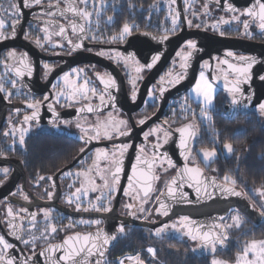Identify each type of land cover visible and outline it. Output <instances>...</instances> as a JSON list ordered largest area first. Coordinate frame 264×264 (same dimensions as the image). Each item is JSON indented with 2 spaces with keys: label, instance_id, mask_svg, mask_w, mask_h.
I'll return each mask as SVG.
<instances>
[{
  "label": "flooded vegetation",
  "instance_id": "af4514ba",
  "mask_svg": "<svg viewBox=\"0 0 264 264\" xmlns=\"http://www.w3.org/2000/svg\"><path fill=\"white\" fill-rule=\"evenodd\" d=\"M12 3L10 0V4ZM57 3H59V8L55 7ZM69 4L89 12L88 21L85 22L81 17L66 11ZM190 4L191 7L186 5L184 0H175V3H171V0H151L149 5L141 8L140 6L133 7L131 0H88L87 6L81 3V0H42L40 5L25 7L24 1H22L18 8L21 15L16 17L19 22L14 37L10 36L12 28L7 23L11 17L0 15L6 21L4 32L9 36L7 39L0 40V82L6 89V91L0 92V235H4L5 239L14 245V248L20 246L27 255L32 257L44 246L60 243L68 236H73L76 233L85 234L106 225L110 226V224H114L115 239L127 231L143 229L154 237L171 236L189 244L196 246L199 244V232L194 233L197 235V239L193 240L190 235L186 234L187 229L180 216L154 229L131 223L132 220L155 223L164 217L155 211L158 207L155 196L160 194V190H165V182L169 181L176 171L175 164L167 172L157 169V174L160 176V179L154 184L157 191L143 205L147 209L146 211H137V208L141 206L140 200L124 194V189L129 188L128 177L132 174L131 168L136 162V156L143 157L145 155V153L139 152V149L144 147L146 156L151 158L154 153L159 155L158 151L167 146V156L173 158L181 156L182 150L178 146L179 134L175 130L187 124L194 126L192 130L196 132V135L189 141V151L184 155L187 160L184 158L183 161L189 165L196 164L204 170L207 168L203 167L196 153L199 134L203 132L202 123L190 117L178 122L171 119L172 114L168 120H163L164 113H157L159 106L164 104V98L169 94V90L174 87L165 84L164 87L167 90L160 95L158 91L161 86L159 77L170 70L180 71V60L176 57V53L185 50L186 41L196 42V39H187L166 59L165 51L156 50L148 53L146 48L139 47V44L128 43L130 38L138 33L150 34L157 38L170 37L184 30L198 34L199 36H197L204 41L199 39L197 41L202 43L206 41L204 39L207 37L206 34H212L236 38L243 45L248 43V45L264 47V30L259 28L258 17L240 15L249 8L258 11V0H190ZM229 4L236 9L235 12L228 10L227 5ZM168 6L171 8L170 20L177 21L178 26L175 27V31H172L173 22L164 18ZM61 10H64V15L60 14ZM193 12H196L195 16H193ZM176 13L179 15H175ZM236 16H239V19L233 18ZM164 20H166V25H164ZM244 20L249 23L247 30L243 27ZM188 21H191V24ZM46 22L49 29L47 34L51 37L49 40L43 39L46 33L42 29L46 26ZM72 23L84 24L83 36L78 38L72 32ZM125 23L129 24L130 33L123 40H112L113 36L121 33ZM60 25L66 28L64 36L56 34L59 32ZM84 37L95 38L85 39ZM38 38L44 45L43 47L35 43ZM69 40L73 41L72 45L68 43ZM75 43H82L83 46L79 50H74ZM13 50L17 53V57L5 60L7 53ZM101 51H104V56L98 54ZM109 51H112L113 54L116 51L124 54L133 53L135 59L144 65L151 62L153 55H160L161 59L152 69L143 70L139 74L141 78L137 79L135 65L129 62V65L125 66L122 61L116 62L109 58ZM229 51L234 53L233 57L226 55ZM21 53L27 55L25 63L31 67L30 76L27 74V70H24L23 76L16 75L15 68L20 66L18 60ZM200 55H206V52L204 53L197 47L190 61ZM239 56L250 57V54L239 49H224L209 54V58L199 62L196 77L201 71L207 77L208 69L211 70L215 80L230 88L239 74L233 72L222 61L227 59L230 64L243 67V64L236 59ZM98 60L115 66L121 73L123 81L103 67L102 64L105 62L100 64L101 62ZM205 62L207 63L205 64ZM45 64L50 65L53 71L46 72ZM73 68L84 70L80 73L78 83H83L85 79H88L91 81L90 86L97 89L96 97L91 99V103L99 111L79 112L78 109L84 107L87 101L73 102L72 106L68 107L67 98L57 100L56 93L65 88L61 79L63 73L70 72ZM189 69L188 67L184 73L185 79ZM97 74L105 78L111 76L117 84L116 88L110 89L113 99L109 100L108 95L105 94L106 103L104 105L100 104L98 98L103 93V85ZM134 79L137 80L135 86L137 99L135 101L131 99L133 92L131 81ZM241 79L243 78L241 77ZM11 80L16 81L14 87L10 83ZM145 81H148L149 85L143 96L141 87ZM54 85L55 87H53ZM215 88L217 89L216 94L226 98L233 97L228 90L219 89L216 86ZM150 89H155L152 96L148 95ZM123 94L125 99H123ZM45 97L48 99L45 100ZM181 97L170 99L165 111L171 105L177 104L175 101ZM125 100L126 102H124ZM37 101L40 102L38 118L34 121L24 122V117L31 115L34 110L30 109L28 105ZM50 104L52 108H49ZM134 108L136 110L129 114L130 109ZM109 114H112L114 119L127 121V126L123 130L129 132V135L113 136L111 140L104 138L91 140L87 143L80 139L83 133L77 127V123L87 127L97 120L104 121ZM141 119H144L146 123L141 125L139 123ZM158 126L169 128L173 135L167 144H162L161 147L154 150L151 145L156 143V136H150L146 140L143 133ZM21 127L28 129L24 133L23 143L20 140ZM121 144H128L130 147L123 156V172L120 175L119 190L113 194L111 211L103 212L92 209L94 203L101 205L106 203V201H96L95 198L101 194L100 192H89L87 196L80 194L79 200L73 199L72 203H68V197L76 187H80L81 184H84L85 187L88 185L84 177L68 176L65 173L75 174L86 171L92 166L97 148L111 151ZM5 168L8 170L7 174L3 172ZM41 176L50 177V179L40 181L39 177ZM96 183L100 184L101 181L97 179ZM47 192L53 193L51 198L48 197ZM24 195L28 196L27 201L23 199ZM77 203L81 205L80 210L76 208ZM129 203L134 205L132 209L125 208V205ZM9 206L14 210V218L7 216ZM85 208L89 210L84 211ZM21 209H27V211L21 213ZM44 212L50 213L47 220L44 218ZM32 213L37 214L34 223L30 222ZM130 213H135V215ZM95 220H100L101 223L99 225L88 223ZM81 221L85 223H81ZM9 223L16 225V235L22 236L23 239L31 240L32 237H36L34 244H29L26 247L21 240L15 239L9 229ZM70 224L73 227H69ZM173 224L176 225V228L171 227ZM165 225H169V227L157 234L156 230L164 228ZM50 226H55L58 231L51 233ZM46 228L47 232L44 231ZM41 233L44 235L42 236ZM111 247L103 264L109 259ZM91 263H94V259L91 260Z\"/></svg>",
  "mask_w": 264,
  "mask_h": 264
},
{
  "label": "snow or ice",
  "instance_id": "6c2138e0",
  "mask_svg": "<svg viewBox=\"0 0 264 264\" xmlns=\"http://www.w3.org/2000/svg\"><path fill=\"white\" fill-rule=\"evenodd\" d=\"M42 0H24V6L30 7L33 5H40ZM81 3L85 4L87 6L88 0H81ZM171 3H175V0H171ZM184 3L191 7L190 0H184ZM49 7H52V5H49ZM55 7L59 8V3L55 5ZM19 8V2L17 0L16 3H12L9 5L10 11H8V16L11 17V19L7 22L8 25L12 28V32L10 33L11 37H14L16 35V26L18 24V20L16 17H19L21 13L18 11ZM205 8H207V5H205ZM227 8L229 11L235 12L236 9L232 7V5H227ZM187 10V9H186ZM66 11L73 13L75 16L81 17L85 22L88 21V18L90 16V13L81 10L76 6H72L69 4ZM61 15H64V10H61ZM193 16L196 15V12L192 13ZM175 15H179L176 13ZM241 16L246 15L249 17H258L260 23L259 28L264 30V0H258V11L254 10L252 8H249L245 10V12L240 14ZM234 19H239V16L233 17ZM111 19V18H109ZM189 24H191V21H188ZM225 23H227L225 21ZM173 29L172 31H175V27L177 25V21L173 20ZM6 27V21L3 18H0V40L9 38L8 35L5 34L4 29ZM134 27V26H133ZM199 27V25H197ZM215 27V25H213ZM243 27L245 30L249 28V23L247 20L243 21ZM71 30L74 34L77 35V37L83 36L85 32L84 24H71ZM46 35H44V40H49L51 37L48 35V27L47 22L46 26L42 29ZM66 33V28L63 25L59 26V32L56 33L58 36H64ZM130 33V26L129 24L125 23L122 27V31L119 35L113 36L112 40H123L124 37ZM223 35V33H221ZM27 38V34H26ZM85 39H94L95 37H84ZM163 39H167V37H163ZM35 43L43 47L44 45L41 43V40L38 38L35 40ZM68 43L70 45L73 44L72 40H69ZM82 43H75L74 50H79L82 47ZM197 49V44L193 40L186 41L185 44V50L178 51L176 53V57L179 58V72H176L174 70L168 71L165 75H161L159 77L160 87L158 89L159 94L162 95L167 89L164 87L165 84L175 86L176 84H179L182 80L185 79L184 73L187 71L189 67V62L193 56L194 51ZM101 56H104V51H101L98 53ZM109 58L114 59L116 62H123L125 66L129 65V62H131L133 65H135V72L138 74L137 79L141 78L139 74L142 73L145 69H152L154 65L161 59L160 55H153L151 57V62L147 63L146 65L140 64L138 60L135 59V56L133 53H120L118 51L113 52L109 51L108 53ZM228 57H233L234 53L229 51L226 54ZM17 57V53L13 51H9L5 57V60L8 59H15ZM19 60H18V67L15 68V72L17 76H23L24 70H27V74L31 75V67L29 64L25 63L27 59L26 53L19 54ZM241 64H243V67H237L234 64H230L227 59L222 61L223 64L228 65V67L235 73L239 74L238 78L232 82V87L228 89V91L233 96V103H238L235 99V97L242 95V89L240 88V84L247 80L250 77V70L252 66L256 63L255 58L253 57H246V56H239L236 58ZM207 62H205L206 64ZM175 64V62H174ZM44 68L46 72L50 73L53 71L52 67L48 64L44 65ZM23 69V70H22ZM83 69H71L70 72L63 73L62 81L65 85V88L58 91L56 93L57 100L60 98H67L69 103L67 104L68 107L72 106L73 102L79 103L81 100L87 101L84 107H81L78 109L79 112H87V113H93L99 111L98 108H94L91 99L96 97L97 89L94 86L91 85V81L88 79H85L83 83H78L80 73L83 72ZM98 79L100 83L103 85V93L99 95V101L101 105H104L106 103L105 101V94L108 95L109 100L113 99L111 97L110 89L116 88V80L112 78L111 76H108L105 78L104 76H101L97 74ZM75 77V79H73ZM241 77L243 79H241ZM260 79L264 80V76H261ZM225 80H227V77H225ZM10 83L15 86L16 81L11 80ZM132 87L133 92L131 95V99L135 101L137 99V93L135 91V86L137 83V80H132ZM227 86V85H226ZM55 87V85L53 86ZM6 91L4 84L0 82V92ZM155 89H150L148 95L152 96ZM197 97H202L203 103L205 105V108L207 105L211 104L213 102V93L215 91L214 84L211 83L208 78L205 76V73L203 71L199 74V79L196 81L195 87L192 90ZM48 97H45V100H47ZM40 102L37 101L36 103L29 104L28 107L30 109H34L31 112V115H27L24 117V122L34 121L38 118V109H39ZM183 110H189L187 104L181 105ZM49 108H52V105H49ZM205 108L201 109V115L204 114ZM259 110L264 113V103H261L259 105ZM19 111V110H17ZM141 125L145 124L146 121L144 119H141L139 121ZM167 123L166 121L164 122ZM127 126V121L123 119H114L112 114H109V116L104 120L100 121L97 120L93 124L85 127L84 125L77 123V127L80 128L83 135L80 137L81 140H84L86 143L91 140H100L102 138L111 140L113 136H126L129 135V132L123 130ZM193 125L187 124L185 126L177 128L175 131L179 134V148L181 151V156L184 157V153L189 151V141L195 137L196 132L193 131ZM28 131L27 128L21 127V143H23L24 139V133ZM7 135V133H5ZM173 132L163 126L153 127L149 131H146L143 133L144 138L147 140L150 136H156V143L152 144L151 147L155 150L162 146V144H167L169 139L172 137ZM130 146L128 144H121L119 146L114 147L113 150L109 151L102 148H97L95 150V155L93 158V163L90 168H88L86 171L83 172H77L75 174L73 173H65V175L71 176L75 175L77 177H84L87 181V187H85L84 184H81L80 187H76L75 191L70 193L68 197V203H72L73 199L79 200L80 194H83L87 196L89 192H100L101 194L96 196V201H106L103 205L100 203H94L92 204V209L95 211H103V212H109L111 211V205L113 203V194L118 192L119 190V182H120V175L123 172V156L124 153L128 150ZM225 148L231 152L232 148L231 145H225ZM83 151V149H81ZM139 152L145 153V155L142 157L141 155L136 156V162L132 165L131 168V175L128 177V183L129 188L124 189V194L126 196H131L133 199H139L141 202V206L137 208V211L144 212L147 209L143 207L145 203L148 202L150 196L157 191V189L154 187V184L156 181L160 179V176L157 174V169H161L163 172H167L169 168H173L174 164L172 161L167 157L166 153H162L160 155H156L155 153L151 156V158H148L146 156V149L144 147H141L139 149ZM203 158L205 161H207L209 158L214 157L216 155L215 151H204L202 153ZM185 160H187V157H184ZM103 162V164H102ZM7 169H3V172L7 174ZM202 170L198 167H189L187 163L184 164L183 168L177 171V174L173 176L170 181L165 182L166 186V193L163 190H160V194L155 196L156 202L159 205L155 211L163 216L169 215V211L167 208V205L161 200L162 196H168L173 199H176L178 196H180L183 199H187L188 193L183 192V188L185 186L190 188H195L196 192L199 194L201 191V186L206 185L207 181L205 178H202ZM50 179V177H39L40 181ZM99 179L101 181L100 184L96 183V180ZM225 184L219 185L218 187L225 195H235L240 196L242 195L241 192H238L235 190L234 187H228L227 184H235L234 180H230L229 177H224ZM213 185H215V180H212ZM71 187V186H69ZM131 189V191H130ZM106 190V191H105ZM47 195L49 198L52 197V192H47ZM259 195L264 198V191H261ZM24 200H28V196H23ZM264 206V205H262ZM134 207L133 204L129 203L125 205L126 209H132ZM77 210L81 209V205L79 203L76 204ZM84 211H88L89 209L85 208ZM13 209L11 206L7 208V216L13 217ZM27 209H21L20 212H26ZM131 215H135V213H130ZM50 216V213L44 212V218L45 220L48 219ZM37 217L36 213L31 214V221L32 223L35 222ZM14 218V217H13ZM234 224L239 227L241 223V217L239 214L234 215L231 217ZM181 221L184 222V227L187 229L188 235L191 236L193 240L197 239V235L193 234V228L195 227V222L190 221L188 217H181ZM81 223H85L84 221H81ZM88 223H94L96 225H99L101 223L100 220L90 221ZM69 227H73V225H69ZM169 225H165L164 228L157 229L156 232L159 234L160 232L165 231ZM172 228H176V225H171ZM228 227H232V225H229ZM9 229L11 230V234L14 236L15 239L21 240L22 243L27 247L29 244H34L36 237H32L31 240H25L22 236L16 235L17 227L16 225L9 223ZM45 232L48 231L46 228L44 230ZM51 233H56L58 229L55 226H50ZM43 236L44 233H41ZM202 238L205 243L213 244L217 237H213L210 233L204 232L202 233ZM109 235L104 234L103 236L99 231H97L95 234L89 232L86 234H80L76 233L73 236H68L60 245H48V247L44 250H42L40 253L36 255L45 256L47 259H51L50 253H54L55 251L66 249L64 252V255L60 256L56 261H54V264H61V262H65V264H82L81 260H77V257H80L81 254H83V260L87 261L88 257H91L93 255H100L103 256L104 252L101 250L103 246L107 245L109 243ZM14 245L9 243L4 235H0V264H36L35 256L32 258H29L25 256L23 261H20L17 257H12L9 255L8 250L13 249ZM149 252H152L153 249H148ZM249 251H253L256 253L258 251V259L256 260H248L245 262V264H264V240L256 241L253 240L250 242V244H247L243 249V256H247ZM34 252V248H33ZM122 264V262H121ZM137 264H144L142 260L137 258ZM212 264H223V262L218 260H213ZM237 264H239V260L237 261Z\"/></svg>",
  "mask_w": 264,
  "mask_h": 264
},
{
  "label": "water",
  "instance_id": "95a60500",
  "mask_svg": "<svg viewBox=\"0 0 264 264\" xmlns=\"http://www.w3.org/2000/svg\"><path fill=\"white\" fill-rule=\"evenodd\" d=\"M24 0H18L19 6L20 3ZM13 3H16L17 0H12ZM19 11V10H18ZM198 34L192 31H180L167 39L157 38L150 34L145 33H138L132 36L128 43L139 44V47L146 48L148 53H152L156 50L165 51V57L168 59L175 50L187 39H196L197 47L202 50L206 55H200L199 57H195L194 60L189 62V71L186 79L181 81L179 84L175 85L173 88L169 90V94L164 98V104L160 105L157 113L163 114L165 112V107L169 104L167 103L170 99H177L185 94L188 89L193 85L196 73L198 69V64L201 60L205 58H209V54L216 53L219 50L224 49H239L245 51L250 54V57L255 58L256 63L252 66L250 70V77L240 84V88L242 89V95L235 97L238 103H233V97L227 98L229 100V105L238 111H258L259 105L264 103V80L260 79L261 76H264V47L257 46V45H248L242 44L236 38L233 37H221L212 34H206L207 37L204 38L206 41L202 43L199 40H203L197 36ZM204 41V40H203ZM100 61V60H98ZM101 62V61H100ZM105 61L101 62L100 64L104 63ZM191 63V64H190ZM104 68H106L110 73L116 76L123 81L122 75L119 70L115 66H111L109 63L102 64ZM164 65V64H163ZM207 77L219 89L228 90L229 87L225 86L221 82L215 80L213 77L211 70L207 69ZM148 81H145L141 87V93L144 96L147 88H148ZM232 85L230 86V88ZM123 90V89H121ZM123 99H125L123 94ZM126 102V100L124 101ZM175 105V104H174ZM136 110L130 109L129 114ZM260 111V110H259ZM262 113V112H261ZM264 115V113H262ZM167 146L164 149H161L159 155L162 153L167 154ZM186 155V152L184 153ZM173 164L176 165V171L171 176H175L177 171L182 169L184 164L186 163L184 157H169L167 156ZM189 167H198L202 170V178H205L207 183L204 186H201V191L198 194L195 188H190L185 186L183 188V192L188 193L187 199H183L178 196L176 199H173L168 196H162L161 200L167 205L169 215L164 216L159 221L155 223H147V222H139V221H131V223L136 225L145 226L150 229H154L155 227L161 226L162 224L168 223L170 220L174 219L175 217H188L190 221L195 222V227L193 228V234L198 231L200 234V242L197 245L198 250L205 251V249L210 246L211 244L205 243L202 238V233L207 232L210 233L213 237H217L215 240V245L218 248L223 247L224 242L227 240V233L223 228L222 221L226 218L229 211L232 209H236L240 212L244 217L249 219L254 225H258L264 218V198L261 199L260 207L255 206L252 202L247 200L245 195L242 193L240 196L235 195H225L220 188L219 185H224L218 181L213 175L205 173V170L199 167L198 165H189ZM170 178V179H171ZM169 179V181H170ZM215 180V185H213L212 180ZM228 187H232L230 185H226ZM236 190V189H235ZM238 191V190H236ZM164 192L166 193V186ZM240 192V191H238ZM158 205V204H157ZM159 206V205H158ZM114 224L106 225L102 228L95 229L90 231L91 233L95 234L97 231L101 233L103 236L104 234H108L110 239L109 243L101 249L104 252L103 256L100 255H93L87 258V261L83 260V254L80 257H77V260H81L82 264H92L91 260L94 259L93 264H103L104 258L112 246L115 231L113 228ZM89 233V232H87ZM86 234V233H85ZM64 241V240H63ZM62 241V242H63ZM60 243H55L51 245H60ZM48 247L44 246L39 249L33 256H35L36 264H54L60 256L64 255L66 249H61L55 251L54 253H50L51 259H47L45 256L36 255L40 253L42 250ZM9 255L12 257H17L20 261H23L25 256L32 258L31 256L27 255L25 251L20 247H15L9 251ZM61 264H65V262H61Z\"/></svg>",
  "mask_w": 264,
  "mask_h": 264
},
{
  "label": "trees",
  "instance_id": "16d2710c",
  "mask_svg": "<svg viewBox=\"0 0 264 264\" xmlns=\"http://www.w3.org/2000/svg\"><path fill=\"white\" fill-rule=\"evenodd\" d=\"M8 1L10 0H0V15L4 13L5 9H2ZM150 1L131 0L133 7L141 8L149 5ZM214 101L210 121L201 125L203 132L199 134L196 147L220 149L222 145L229 144L232 151L227 156H217L210 161L205 173L213 175L222 183H225V176L234 180V185H227L242 192L247 200L260 207L262 198H259L258 203L255 199L264 191V115L259 110H236L233 118H224L220 112L225 104H229V100L216 94ZM244 219L245 224L239 229L230 230L223 247L217 248L213 255L232 262L246 242L264 240V218L258 225H254L246 217ZM146 246L154 248L155 264H209L211 256L205 251L192 250L191 244L171 236L154 237L143 229H138L127 231L114 240L108 260L124 253H134Z\"/></svg>",
  "mask_w": 264,
  "mask_h": 264
},
{
  "label": "rangeland",
  "instance_id": "374dc122",
  "mask_svg": "<svg viewBox=\"0 0 264 264\" xmlns=\"http://www.w3.org/2000/svg\"><path fill=\"white\" fill-rule=\"evenodd\" d=\"M9 5H10V1H8L6 4V7L2 9V10L5 9L3 14L8 15L7 13H8V11H10ZM167 8L168 9H167L166 13L164 14V18H166V19L168 18L169 21L173 22V20H170V9L171 8H170V6H168ZM0 18H1V16H0ZM164 22H165L164 25H166V20H164ZM199 74H200V72L198 73V75L195 79V82L188 89V91L179 100L175 101L177 103L176 104L177 106H173V105L170 106V110L172 112V118L171 119L176 120L178 122H181V121H184L185 119L190 117V118H194V120L195 119L199 120L202 124H206V123L208 124V122L210 121V118H211L210 117V110L213 109V107H214V102H215L214 98H215V95L217 93V89L215 88V91L213 93V102L211 104L207 105V107L205 108L202 97H197L195 95V93L192 91L195 87L196 81L199 79ZM183 104H187L189 110H183L181 107V105H183ZM202 108H205L203 115H201V109ZM263 124H264V119H263ZM225 145L226 144L222 145V147L220 149L219 148H217V149L216 148H213V149L198 148L196 153H197L198 158L201 160V164L203 165V167L206 168L208 166L209 162L212 161L217 156H227L230 152L225 148ZM227 145H229V144H227ZM212 150L215 151L216 155L214 157L209 158L207 161H205L202 153L204 151H212ZM260 197H261L260 195H259V197H256L255 201L257 203H258ZM237 214H239V216L241 217V223H240L239 227H237L234 224L233 220L231 219L232 216L237 215ZM244 224H245L244 216L240 212H238L236 209H232L231 211H229V213L226 216V218L224 219V221H222L223 228L225 229L227 234L230 230L239 229ZM229 225H232V227H228ZM258 241H260V240H258ZM250 242L251 241L246 242L243 246V249L247 244H250ZM191 247H192V250H195V251H197V249H198L197 246L194 244H191ZM150 248L153 249L152 252L148 251V249H150ZM217 248L218 247L215 244H214V247H213V244H211L210 246H208L205 249V253L211 254V256L209 258V264H212L213 260L221 261V262H223V264H237V261L239 260V264H245V262L248 260L258 259V251L256 253H254L253 251H249L248 255L245 257L242 255V253H243V249H242V251L236 256V258L232 262H227V261L213 255V253H215L217 251ZM154 254H155L154 248L151 246H146L145 248L139 249L134 253H130V252L124 253V254L114 258L113 260H108V262H106V264H121V262H122V264H137V258L142 260L144 262V264H155Z\"/></svg>",
  "mask_w": 264,
  "mask_h": 264
},
{
  "label": "built area",
  "instance_id": "2783aa9c",
  "mask_svg": "<svg viewBox=\"0 0 264 264\" xmlns=\"http://www.w3.org/2000/svg\"><path fill=\"white\" fill-rule=\"evenodd\" d=\"M173 106H177L176 104ZM236 114V109L231 107L229 104H225L220 112V115L224 118H233ZM171 115L170 107L162 115L163 120H168ZM231 211V210H230Z\"/></svg>",
  "mask_w": 264,
  "mask_h": 264
}]
</instances>
